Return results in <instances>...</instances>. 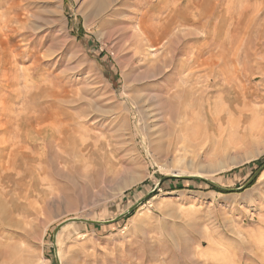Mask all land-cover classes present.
<instances>
[{"label":"rangeland","instance_id":"rangeland-1","mask_svg":"<svg viewBox=\"0 0 264 264\" xmlns=\"http://www.w3.org/2000/svg\"><path fill=\"white\" fill-rule=\"evenodd\" d=\"M99 1L0 0V264H264V0Z\"/></svg>","mask_w":264,"mask_h":264},{"label":"bare ground","instance_id":"bare-ground-1","mask_svg":"<svg viewBox=\"0 0 264 264\" xmlns=\"http://www.w3.org/2000/svg\"><path fill=\"white\" fill-rule=\"evenodd\" d=\"M104 1V0H103ZM98 2V1H97ZM99 3H102L103 4V2H101V0L99 1ZM98 3V4H99ZM104 4H105V2H104ZM101 5V4H100ZM6 22V21H5ZM23 31V30H22ZM212 58L214 57V56H211ZM210 57V58H211ZM215 58V57H214ZM213 58V59H214ZM208 59V57L206 58V60ZM225 59V58H224ZM209 61H210V59H209ZM213 61V60H212ZM212 61H211V63H212ZM224 61V60H223ZM222 61V62H223ZM208 63V62H207ZM210 63V64H211ZM225 65V64H224ZM228 67V66H227ZM207 68H208V66H207ZM226 68V67H225ZM221 69H223V68H221ZM227 70V69H226ZM222 72H224V71H222ZM227 71H225V73H226ZM223 74V73H222ZM229 74V73H228ZM227 74V75H228ZM224 75V74H223ZM226 75V74H225ZM226 75V76H227ZM229 76V75H228ZM225 78V77H224ZM225 80V79H224ZM228 81V80H227ZM228 84V83H227ZM207 85H209V84H207ZM213 85V84H212ZM208 87V86H207ZM207 87H205V88H207ZM214 87V86H213ZM212 88V87H211ZM178 90V89H177ZM176 90V91H177ZM206 90H208V88L206 89ZM175 91V90H174ZM202 93L203 92H199V97H204L205 99H203L205 102L203 103V102H201V105L197 108L198 109V113H200L201 111H204V113H200V115H206L207 113L209 114V110L211 109L210 108V106H211V96H209L208 94H206L205 93V95L204 96H202ZM227 97V96H226ZM228 98V97H227ZM211 107H213V106H211ZM194 113V112H193ZM181 115H182V118H181V120L180 121H177V119H175L174 118V115L173 114H170L169 115V118L167 119V122H168V125H169V127H175V125H179V128L180 127H183L184 126V124L187 122V120H190V116H191V114H190V112H188L187 110H183L182 111V113H181ZM200 115H199V117H200ZM196 116V115H195ZM197 116H198V114H197ZM209 117V116H208ZM179 118V119H180ZM186 125V124H185ZM48 126V125H47ZM178 128V129H179ZM181 129V128H180ZM46 131V130H45ZM41 132V131H40ZM181 132V131H180ZM42 133V132H41ZM43 157V156H42ZM192 176V175H191ZM194 176H195V174H194ZM197 176H199V175H197ZM10 177H12V176H10ZM0 181H2V179H0ZM1 193V192H0ZM11 207L13 208L12 210H17V208H18V205L17 204H15V205H11ZM1 213L3 214L4 212H3V209L1 210ZM1 223V222H0ZM3 223V222H2ZM0 224V240L1 239H5L6 238V228H5V226L6 225H3V224ZM28 223H29V221H28ZM27 223V224H28ZM5 224V223H4ZM10 232V231H9ZM8 233V232H7ZM27 234V233H26ZM7 235H9V234H7ZM175 243V242H174ZM1 247V251H2V245H0ZM5 247H6V245H5ZM9 247V246H8ZM5 249L3 248V251H4ZM3 253V252H2ZM1 254V253H0ZM4 254H6L5 252L3 253V255ZM8 255V254H7ZM5 256V255H4ZM57 257H58V261H59V264H62V260H61V257H60V254H59V251H58V254H57Z\"/></svg>","mask_w":264,"mask_h":264},{"label":"water","instance_id":"water-1","mask_svg":"<svg viewBox=\"0 0 264 264\" xmlns=\"http://www.w3.org/2000/svg\"><path fill=\"white\" fill-rule=\"evenodd\" d=\"M264 170V164L262 166H260V168L251 176V178L246 182V184H244V186L241 188L243 190L247 189V187H249V185L257 178V176ZM171 179H177V180H186V181H192V180H200L202 182H205L206 184H209V185H212L216 188H218L219 190H221L222 192H225V193H232L234 192L235 190H231V189H222V188H219L218 186H216L213 182L211 181H206L204 180L203 178L199 177V176H177V175H172V176H164L162 177L160 180H159V183H162L166 180H171ZM144 200V199H143ZM142 200V201H143ZM140 201V203L142 202ZM139 203V204H140ZM137 204L131 208L127 213H125V215L131 213L135 208H136ZM125 215H120L118 216L114 221H118L120 220L121 218H123ZM85 223V224H88V225H92V226H99V225H102V224H105L104 222H97V221H90V220H84V219H71L69 221H66L64 223H62L60 226H58L55 230V233L62 227L64 226L66 223ZM108 223V222H107ZM57 264H58V261H57Z\"/></svg>","mask_w":264,"mask_h":264},{"label":"trees","instance_id":"trees-1","mask_svg":"<svg viewBox=\"0 0 264 264\" xmlns=\"http://www.w3.org/2000/svg\"><path fill=\"white\" fill-rule=\"evenodd\" d=\"M168 181H182V180L171 179V180H168ZM253 183H254V182H253ZM253 183H252V184H253ZM252 184H251V185H252ZM208 185H209V184H208ZM251 185H250V186H251ZM250 186H249V187H250ZM209 187H210L211 190H213V191H215V192L224 193V192H222L221 190H219L218 188H216V187H214V186H212V185H209Z\"/></svg>","mask_w":264,"mask_h":264}]
</instances>
